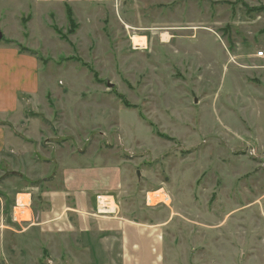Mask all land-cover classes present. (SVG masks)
Wrapping results in <instances>:
<instances>
[{"label":"rangeland","instance_id":"rangeland-1","mask_svg":"<svg viewBox=\"0 0 264 264\" xmlns=\"http://www.w3.org/2000/svg\"><path fill=\"white\" fill-rule=\"evenodd\" d=\"M23 5L0 1V47L34 56L39 96L8 117L0 185L29 186L39 161L55 186L64 167L120 164L123 192L97 195L96 210L111 199L106 212L142 224L147 264H264V2ZM35 194L0 264H126L120 233L30 226Z\"/></svg>","mask_w":264,"mask_h":264},{"label":"crops","instance_id":"crops-1","mask_svg":"<svg viewBox=\"0 0 264 264\" xmlns=\"http://www.w3.org/2000/svg\"><path fill=\"white\" fill-rule=\"evenodd\" d=\"M15 1L17 3L21 1L23 5L25 0ZM247 1L255 4L264 2V0ZM111 2H115V0H28L27 5L22 7L27 10L31 8L46 9L50 14V11L62 9L68 5L72 7L81 6L82 8H86L85 6L102 8L104 4ZM38 68L39 65L34 56L21 53L14 47H0V164L2 165L8 158L7 150H10L14 145V140H9L7 135L6 127H8V123L13 124L8 117H11L14 114L13 111L21 106L22 100L26 101L27 98L33 100L39 96ZM14 81L13 86L8 85ZM24 141L29 142L27 144L34 145L33 147L25 146L24 149L29 150L27 153L30 154L32 160H38L36 140ZM20 147L19 145L18 148ZM20 151V154L16 153L17 159H20L19 156L24 153L22 149ZM37 163H39L38 169L41 167L44 170V175L27 180L29 186L15 185L12 186L11 190V188L4 189L0 185V241H5L3 239L7 238L8 234L11 235L12 232L19 233L16 230L18 225L15 223L19 222V218H14V216H18L19 210L30 211L31 216L25 221L31 220L33 217V194L36 193L40 198L41 207L39 206L36 211L37 222L28 223L30 226L40 227L42 231L47 233L84 232L110 237L120 233V238L115 237V241L120 240L119 250H121L125 263H148V259L144 258V253L150 252L148 246L150 244L144 237L142 224L132 221L126 216L125 218L120 217L121 208L117 205H115V207H118L116 214H113L114 208L106 212L105 204L102 203L99 205L100 208L97 206L96 210L97 195L109 194L118 197L120 192H123L124 169L120 164L64 167L61 172V182L59 180V184L55 186L50 185V181H47L51 176L46 173L50 171V167L44 169L43 165L40 166V161ZM55 166L54 164V171L56 172ZM51 171L52 174H55L53 169ZM13 175L16 174L13 173ZM4 176H6V173H4ZM21 178L27 179L26 176ZM108 197L110 198V196ZM100 201L103 202L104 200L101 199ZM109 203V206H112L111 199H109ZM15 205L18 206L17 210L14 209ZM96 211L99 216L95 214ZM160 261V258H158L155 264H159Z\"/></svg>","mask_w":264,"mask_h":264},{"label":"bare ground","instance_id":"bare-ground-1","mask_svg":"<svg viewBox=\"0 0 264 264\" xmlns=\"http://www.w3.org/2000/svg\"><path fill=\"white\" fill-rule=\"evenodd\" d=\"M165 34H166V33H165ZM166 35H168V34H166ZM135 37H136V36H135ZM133 41H134V44H135V45H140V46H144V45H145L144 43L141 44L140 42H136V39H135V38L133 39ZM149 199H150V198H149ZM162 199H163V198H162ZM165 201H166V200H165Z\"/></svg>","mask_w":264,"mask_h":264},{"label":"built area","instance_id":"built-area-1","mask_svg":"<svg viewBox=\"0 0 264 264\" xmlns=\"http://www.w3.org/2000/svg\"><path fill=\"white\" fill-rule=\"evenodd\" d=\"M100 203H102V202L100 201ZM104 204H106V205H107V210H108V208H109V204H108V203H106V202H105V200H104ZM96 215H98L97 211H96Z\"/></svg>","mask_w":264,"mask_h":264},{"label":"water","instance_id":"water-1","mask_svg":"<svg viewBox=\"0 0 264 264\" xmlns=\"http://www.w3.org/2000/svg\"><path fill=\"white\" fill-rule=\"evenodd\" d=\"M2 37V34H0V38ZM109 86H112V83H109Z\"/></svg>","mask_w":264,"mask_h":264}]
</instances>
